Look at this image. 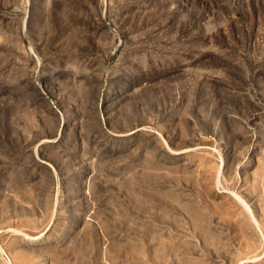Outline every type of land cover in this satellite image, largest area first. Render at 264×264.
Here are the masks:
<instances>
[{
	"label": "rangeland",
	"instance_id": "374dc122",
	"mask_svg": "<svg viewBox=\"0 0 264 264\" xmlns=\"http://www.w3.org/2000/svg\"><path fill=\"white\" fill-rule=\"evenodd\" d=\"M263 250L264 0H0V264Z\"/></svg>",
	"mask_w": 264,
	"mask_h": 264
},
{
	"label": "bare ground",
	"instance_id": "6f19581e",
	"mask_svg": "<svg viewBox=\"0 0 264 264\" xmlns=\"http://www.w3.org/2000/svg\"><path fill=\"white\" fill-rule=\"evenodd\" d=\"M263 251H264V250H263ZM258 257H259V256H258ZM258 257H255V256H254L253 258H250L249 261L259 260V258H260L261 256H260L259 258H258Z\"/></svg>",
	"mask_w": 264,
	"mask_h": 264
}]
</instances>
